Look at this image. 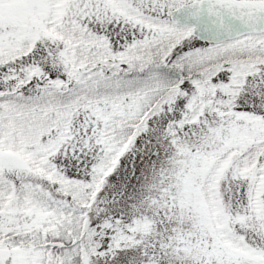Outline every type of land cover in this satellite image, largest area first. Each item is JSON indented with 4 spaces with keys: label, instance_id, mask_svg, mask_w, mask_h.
Wrapping results in <instances>:
<instances>
[{
    "label": "snow or ice",
    "instance_id": "6c2138e0",
    "mask_svg": "<svg viewBox=\"0 0 264 264\" xmlns=\"http://www.w3.org/2000/svg\"><path fill=\"white\" fill-rule=\"evenodd\" d=\"M0 264H264V0H0Z\"/></svg>",
    "mask_w": 264,
    "mask_h": 264
}]
</instances>
